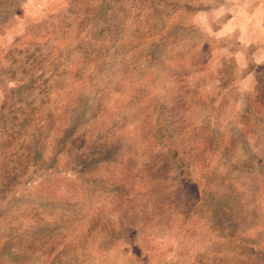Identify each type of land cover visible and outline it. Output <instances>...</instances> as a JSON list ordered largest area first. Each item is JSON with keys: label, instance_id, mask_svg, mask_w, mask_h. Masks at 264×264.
Returning <instances> with one entry per match:
<instances>
[{"label": "rangeland", "instance_id": "374dc122", "mask_svg": "<svg viewBox=\"0 0 264 264\" xmlns=\"http://www.w3.org/2000/svg\"><path fill=\"white\" fill-rule=\"evenodd\" d=\"M0 264H264V0H0Z\"/></svg>", "mask_w": 264, "mask_h": 264}]
</instances>
